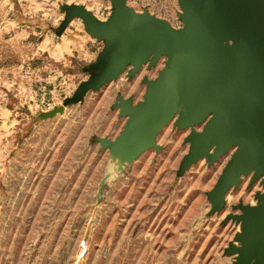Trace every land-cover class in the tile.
<instances>
[{"label":"rangeland","instance_id":"1","mask_svg":"<svg viewBox=\"0 0 264 264\" xmlns=\"http://www.w3.org/2000/svg\"><path fill=\"white\" fill-rule=\"evenodd\" d=\"M227 1L127 0L174 34L181 65L157 83L168 55L114 65L129 29L109 31L111 0H0V264H264V221L255 240L253 217L264 176L218 194L232 152L213 162L215 147L200 150L193 139L207 119L185 125L181 108L147 141L129 139L147 96L184 89L209 66L198 58L226 52L211 49L223 35L246 52L259 41L251 30H264V0H240L234 29L213 18ZM143 17L137 35L154 29Z\"/></svg>","mask_w":264,"mask_h":264},{"label":"water","instance_id":"2","mask_svg":"<svg viewBox=\"0 0 264 264\" xmlns=\"http://www.w3.org/2000/svg\"><path fill=\"white\" fill-rule=\"evenodd\" d=\"M111 2L115 12L112 16L111 21L108 24L109 31L112 30L111 32H113L123 26L129 29V33L125 39L123 50L121 48V53L117 57V61L116 63H114V65L121 64V62L126 61L131 55H137L136 63L140 65H142L143 63H147L150 59L149 57L152 56V63L154 64H152L151 66H153L162 56L168 55L169 60L166 63V68L162 71V73H160L159 80L157 83H162L166 81L167 83L170 81L172 82L175 77L171 73H173V71L175 70L176 64L178 63L179 65H181V63L170 50L171 44L168 42V39L173 38L174 34L173 36L168 34V24L166 22L150 18L148 14H135L133 10L126 7L127 0H111ZM223 10L221 12H216V15L213 16V18L217 19V21H219L221 25L227 29H234L235 23H238L239 19L242 18L245 13L244 10H241L240 0H228L226 2V6L223 7ZM261 14L262 16L260 15V12L255 13V19L256 17L257 19H262L264 14L263 12H261ZM143 16L147 17L154 24L153 30L146 31V33L143 34L144 38L149 37L146 36V34H148L154 36L156 40V45L150 48L148 51L144 50L141 44L135 42L132 43L130 41V30H132V26L134 25V27H138L137 21ZM203 17L204 13L200 16V19H203ZM182 19L184 20L185 27L181 31L185 30L186 25L189 24V21L185 14ZM234 34V32H230L223 35V38H221L223 40L220 42L221 47H219L217 44L212 46L211 49L215 52H219V50L226 51L224 52V54L220 55L221 57H219V55H211L210 59L205 57L198 58L200 61L198 60L196 65L200 66L201 68H206L207 61L209 65L207 67L208 70L202 69L190 75L188 80L183 81L184 89L178 90L175 86L173 87V89H171V91L168 90L167 92L162 91L160 89L161 87H157L155 90L153 89V93H150L151 96H147L148 101L144 104L142 110L136 112L135 123L132 127L133 129L129 139L133 140L134 142L147 141L157 129H159L163 124L173 118V116L177 113L179 109L183 108L185 115V125H192V118H190V116L192 115L195 118H199V122H202L207 119V122L204 123L206 124L204 129L205 132L200 133L199 136L193 140H195V143L201 151L207 150L211 147H215V154L207 155L213 162L218 160V158L222 154H224L230 147L234 146L233 144L235 143H232V141H230L228 137L215 136L218 133L215 129V123L218 118H221L226 126H228L229 123L228 118L223 113L216 96L222 92V88L225 89L226 94L231 95L229 87L237 83L225 82L222 84L219 83V80L221 78L225 79V77H231V79L239 81V87L244 88L249 86L254 81L264 79V30H257L254 28L251 30L252 37H258L256 39H259V41H257L256 44L253 43V48L248 49V52H246L244 46H240L237 43L238 37L236 36L238 35L235 36ZM227 35H230L232 37L226 39L224 36ZM191 41V38H189V40H186L184 38V43H188L187 48L190 47L189 43H191ZM204 50L206 51V49ZM254 53H257L258 56H252L254 55ZM223 55H225V57ZM250 55L252 57H250ZM256 58L261 61V64H259L261 68H256ZM232 93H234L237 97V92L234 91ZM235 98L231 99L234 101ZM155 100L157 105H154L153 103ZM227 101L230 102V98H227ZM236 101H238V97ZM64 112V107L55 108L54 110L46 113L43 118H53L59 114H63ZM212 113H214V116H212L211 118ZM141 114H148L151 118H153L155 124L150 126L149 129H147V125L146 122L143 120V116L141 120L138 119ZM209 116L210 119H208ZM195 121L196 119L194 120V122ZM257 126L261 127L260 132L264 134V123L261 125L258 124ZM240 144L243 145L244 143L240 140ZM237 162L240 163V169L236 172L231 171L232 165ZM253 171H255L253 179L264 176V164L259 161L256 162L253 153L250 152L245 146H241L240 149H238L236 154L233 156L232 160L224 171V175L218 183V194H224L230 187L239 184L242 176L249 175ZM262 198L264 200V196ZM253 217L255 218L254 226L256 229L254 238H257L255 240H258L260 235L262 234V224L264 223V211L260 215H254Z\"/></svg>","mask_w":264,"mask_h":264},{"label":"crops","instance_id":"3","mask_svg":"<svg viewBox=\"0 0 264 264\" xmlns=\"http://www.w3.org/2000/svg\"><path fill=\"white\" fill-rule=\"evenodd\" d=\"M144 33H146V30L145 32H142V34H140L141 40L134 42L141 44L144 50L147 51V49L143 45V42H141L142 40L144 41V39H146L143 37ZM146 36H149L147 38L153 41L151 44V48L155 46L156 40L154 36L148 34H146ZM134 42L132 41V43ZM225 82L237 84L231 85V87H229L231 95L226 94L225 89L222 88V92L216 96L223 113L228 118L229 123L228 126H226L222 119L218 118L215 123V129L218 133L215 136H226L230 141H232V143L237 144H233L234 146L230 147L224 154L232 152L231 158H233L238 149H240L241 146H245L250 152L253 153L256 162L259 161L264 164V134L260 132L261 127L257 126L258 124L261 125L264 123V79L254 81L249 86L244 88L239 87V81H235L234 79H231V77H225V79L221 78L219 80V83L223 84ZM234 91L238 93V101H236V95L232 93ZM227 98H230V102L227 101ZM231 98H235V100L233 101ZM145 115L151 118L148 114ZM212 116H214V113L211 114V118ZM205 126L206 124H203L201 133L205 132ZM239 139L244 143L243 145L240 144ZM239 166L240 163H234L231 171L236 172L240 169ZM224 171L225 169L222 172L220 180L224 175Z\"/></svg>","mask_w":264,"mask_h":264},{"label":"bare ground","instance_id":"4","mask_svg":"<svg viewBox=\"0 0 264 264\" xmlns=\"http://www.w3.org/2000/svg\"><path fill=\"white\" fill-rule=\"evenodd\" d=\"M144 17H141L140 19H138V21H137V24H140L141 26H146L147 25V21H146V19L144 20L143 19ZM135 30H134V26L132 27V30H131V38H130V41L132 42H134V41H139V40H141V35H137L135 32H134ZM141 42H143V45L145 46V48L147 49V51L151 48V44H152V40L151 39H144V41L142 40ZM152 121V122H151ZM151 123H152V125H154L155 124V121L153 120V119H151ZM147 125V129H149L150 127L148 126V124H146Z\"/></svg>","mask_w":264,"mask_h":264}]
</instances>
